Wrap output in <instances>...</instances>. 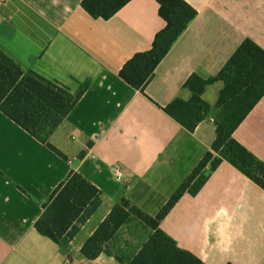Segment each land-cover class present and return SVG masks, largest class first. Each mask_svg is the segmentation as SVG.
I'll list each match as a JSON object with an SVG mask.
<instances>
[{
    "label": "crops",
    "instance_id": "obj_1",
    "mask_svg": "<svg viewBox=\"0 0 264 264\" xmlns=\"http://www.w3.org/2000/svg\"><path fill=\"white\" fill-rule=\"evenodd\" d=\"M81 1L0 0L1 52L72 92L88 84L49 138L60 155L0 112V264H123L132 258L150 233L135 220L113 246L123 262L109 254L87 260L80 249L123 197L155 216L215 139L211 118L189 132L161 108L189 100L184 82L192 74L214 77L244 39L264 50V0H184L197 16L142 94L118 72L133 54L149 50L165 27L158 4L132 0L103 21L89 17ZM221 88L207 86L203 100L214 106ZM233 137L264 163V97ZM70 172L101 192V204L62 249L34 224ZM160 228L205 264H264V190L223 161L198 174Z\"/></svg>",
    "mask_w": 264,
    "mask_h": 264
},
{
    "label": "trees",
    "instance_id": "obj_2",
    "mask_svg": "<svg viewBox=\"0 0 264 264\" xmlns=\"http://www.w3.org/2000/svg\"><path fill=\"white\" fill-rule=\"evenodd\" d=\"M132 0H82V10L92 19L107 21ZM165 27L156 33L147 51L133 54L120 68L118 76L131 88L145 94L155 69L173 44L197 16L184 0H154ZM221 83L214 106L202 98L207 86ZM88 84L72 92L68 88L24 70L0 51V112L31 137L60 155L49 138L82 97ZM189 100L176 98L161 109L189 132L212 119L215 139L210 150L194 167L185 182L155 216H150L123 197L84 242L80 254L95 260L102 254L115 255V239L123 227L135 220L150 233L132 258L123 264H205L194 254L180 249L161 228L166 215L185 189L205 169L215 170L223 161L264 190V163L233 137L237 128L264 97V50L244 39L212 78L192 74L183 84ZM199 178V182L203 181ZM101 204V192L77 172H70L43 205L35 230L65 249Z\"/></svg>",
    "mask_w": 264,
    "mask_h": 264
},
{
    "label": "built area",
    "instance_id": "obj_3",
    "mask_svg": "<svg viewBox=\"0 0 264 264\" xmlns=\"http://www.w3.org/2000/svg\"><path fill=\"white\" fill-rule=\"evenodd\" d=\"M113 173H114L116 179L120 181L121 180V175H120V172H119L117 167H113Z\"/></svg>",
    "mask_w": 264,
    "mask_h": 264
}]
</instances>
